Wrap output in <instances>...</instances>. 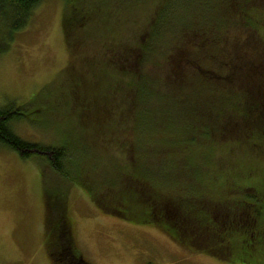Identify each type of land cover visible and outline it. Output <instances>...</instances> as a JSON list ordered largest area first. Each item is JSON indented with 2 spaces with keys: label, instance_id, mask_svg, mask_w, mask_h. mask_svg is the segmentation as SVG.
Segmentation results:
<instances>
[{
  "label": "rangeland",
  "instance_id": "obj_1",
  "mask_svg": "<svg viewBox=\"0 0 264 264\" xmlns=\"http://www.w3.org/2000/svg\"><path fill=\"white\" fill-rule=\"evenodd\" d=\"M159 1L38 0L17 28L1 5L0 110L23 106L9 129L64 147L69 177L0 140V264H53L46 229L63 218L88 264H264V0H163L154 49L121 73V48H104L142 40ZM150 190L166 217L140 198Z\"/></svg>",
  "mask_w": 264,
  "mask_h": 264
},
{
  "label": "trees",
  "instance_id": "obj_2",
  "mask_svg": "<svg viewBox=\"0 0 264 264\" xmlns=\"http://www.w3.org/2000/svg\"><path fill=\"white\" fill-rule=\"evenodd\" d=\"M37 1L38 0H0V16L2 18H4V15L2 14L3 10L1 9V5H3L6 7V10L10 13L11 17L12 16L17 17L16 20H13L10 17L11 18V21H9L10 28H17V27L21 26L22 24H24L30 7L32 5H34L35 2H37ZM160 1L158 3H156V7L153 9L154 13L152 15V18L150 19V21L148 23H146V25L144 27L143 36H144V34H145V36H144V38L142 36V40H139L138 42H136V44H134V43L133 44H127L125 42L123 44V46H120L122 42H119V46L115 45L113 47H110L109 45H107L108 47L106 49L104 48V51L102 52L103 55L106 54L107 52L118 51V49L121 48V54H120L118 60L116 61V60L111 59L112 65H115L113 67L121 69V73H124V74L129 73L126 70V60H127L128 56L130 55V61H132V54L135 50L137 51L136 52L137 54L140 53V51L142 52V54H141V59H142L144 57H148L149 56L148 54L151 53V51L154 49L153 32L154 31L157 32V30L159 28V26H158L159 20H161L162 17H164L166 15V13H162V12L159 13V11L164 6L163 0H162V2H160ZM240 2L242 3V5L245 6V4L248 3V0H241ZM72 4L74 5V3H72ZM169 5H170V2H167V6H166L167 8L166 9H168ZM72 8L74 10V6H72ZM240 10L242 13L243 7H240ZM3 12H5V11H3ZM71 23H72V20L69 17H67L63 23L64 36H65L66 42L69 45H71V43H72L71 41H69V35L71 32L68 31V28H69ZM76 48H77V46H73V48L70 46L69 47L70 53L68 54V57H67V59H68L67 63H70L73 66H74V62H75V60H73V59L77 55ZM112 57H114V56H112ZM254 61L255 60H253V62L251 61V63L249 61H246V63H245V60H244V61H241L239 65H240V67L242 64L244 65V67H252L250 69V73L252 76H255L254 71H252V70H254L253 68L255 67ZM134 62H135L134 64H135L136 68H138L140 60L139 61L134 60ZM235 62H237V61H235ZM262 64H264V63H262ZM198 66H199V64L197 65V67ZM206 71L208 73L212 72V71H209L207 69H206ZM146 76L147 75H145V74H141L137 78L138 80L137 81L135 80V82L139 83V80H143L144 77H146ZM188 81L189 80H183L182 79L179 82H185L186 83ZM148 92L149 91H147L146 94ZM131 95L134 96L135 93H131ZM260 95L258 94L256 96V102L258 104L251 105V107H248L247 109L250 108V109L254 110L257 106H260L259 102H258V97H260ZM149 97H150V92H149V95H147V97L144 99L146 102L145 103H143L142 101L140 102L141 106L139 104V111L136 114V117L134 119V121L137 119H140L142 121L143 130L141 132L140 137L138 138L141 141V143H143V141L146 140L145 138H141V137L143 134L148 132L146 129H147L149 123L153 120L152 119L153 117H151L149 112H148V107L150 105V102L147 103V100L149 99ZM130 103L134 104L133 102H130ZM261 104H264V103H261ZM130 105H129V109L132 112L133 105H131V106ZM134 106H135V104H134ZM141 109L144 111L143 113H145V115H142L140 113ZM23 110H24V108L21 105H18V106L14 105L11 107L9 106L7 108H3L0 110V140L6 142L11 147L18 149L22 155L28 154L29 153L28 149L31 147H35L39 150H45V151L49 152L48 154L47 153L46 154L49 155V159L51 161L53 168L58 173H60L61 176L69 177L68 174L65 172L66 166L64 165V161L62 160L64 157H66V151H64V147H62V146H48V147H46V146L38 145L37 143H30V142H27V141L21 139L20 137H18L14 133H12V131L9 129L8 124H7L8 121L10 119L14 118V116H13L14 114H21V115L26 114V111L23 113ZM213 113H215L214 109L212 110L211 114H213ZM211 114H209V115H211ZM239 118H240V116H239ZM242 120H243V122H241V124L243 123V126H242L243 132L242 133H244L245 131H248V129H251V130L256 129L257 125L253 121H252L253 125L249 124L250 126L245 128L244 123H246V125H247L250 122H248L247 118H242ZM207 125H209V124L207 123ZM208 128L210 129L209 126H208ZM166 137H165V139L162 135L157 137L158 142H161L162 140L165 141ZM121 143H122V141H121ZM125 143H126V141H123V144H125ZM130 146H131V141L126 144L127 152L131 151V149H129ZM134 160L131 159L130 163H134ZM168 187H170V185L166 184V185H164L163 189H166ZM157 188L160 189L161 187L160 188L157 187ZM210 192H213V191H210ZM247 194L253 195L251 193H247ZM48 195H49V193L47 192V190L44 191V189H43V196L47 198ZM136 197L138 198L137 194H136ZM140 198H143L146 202H148V208L150 211L155 212L157 214L160 213L164 217H166V216L163 212H165V210L168 209V207L171 209V207L168 204H166V205L162 204L163 200H166V198L160 196L154 190H150V192L148 193V195L146 197H143L142 194L140 193ZM159 203H161L162 210H161V208L157 209V206ZM46 205H47V209L49 210L47 202H46ZM59 207H60V214H61L62 213L61 202L59 204ZM213 208H216V207L213 206ZM213 211H214V209L211 210V212H213ZM213 216H214V213L212 214V217ZM212 217H211V220H214V219H212ZM48 219H50V213H46V222L48 221ZM60 221L58 223L60 225V233H58V230H56V233L54 232V225L51 224V222H49V224H50L49 228L46 229V233H47L46 244L48 245V249L50 248L49 255H50V259H51L52 263L53 264H88L86 261H84V259L80 253L73 252V249L71 248L72 246L69 242V238L67 237L66 234L64 235V233H69L68 227L66 226V220L63 218V221L61 219H60ZM58 224L56 225V227H58ZM56 246L58 249L56 248ZM59 253H60V256H59Z\"/></svg>",
  "mask_w": 264,
  "mask_h": 264
},
{
  "label": "flooded vegetation",
  "instance_id": "obj_3",
  "mask_svg": "<svg viewBox=\"0 0 264 264\" xmlns=\"http://www.w3.org/2000/svg\"><path fill=\"white\" fill-rule=\"evenodd\" d=\"M28 150H29V151H31V150H35V151H41V152L43 151V150H39V149H37V148H35V147H31V148H29ZM44 152L47 153V154L49 153V152H47V151H45V150H44ZM48 156H49V155H48ZM59 256H60V253H59Z\"/></svg>",
  "mask_w": 264,
  "mask_h": 264
}]
</instances>
